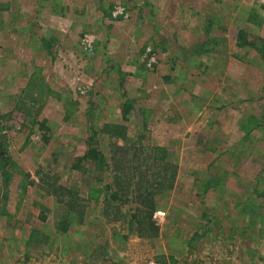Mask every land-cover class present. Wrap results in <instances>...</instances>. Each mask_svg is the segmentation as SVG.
<instances>
[{
	"label": "rangeland",
	"instance_id": "obj_1",
	"mask_svg": "<svg viewBox=\"0 0 264 264\" xmlns=\"http://www.w3.org/2000/svg\"><path fill=\"white\" fill-rule=\"evenodd\" d=\"M263 24L257 0H0V264H264V59L237 45L240 31L260 44ZM105 123L177 165L174 188L154 194L156 237L133 232L135 204L104 212L123 143ZM93 131L107 166L82 160ZM236 142L246 163L231 165ZM44 171L86 199L65 236ZM230 191L245 196L223 206ZM36 224L45 248L26 242Z\"/></svg>",
	"mask_w": 264,
	"mask_h": 264
},
{
	"label": "trees",
	"instance_id": "obj_2",
	"mask_svg": "<svg viewBox=\"0 0 264 264\" xmlns=\"http://www.w3.org/2000/svg\"><path fill=\"white\" fill-rule=\"evenodd\" d=\"M244 35L243 31L238 33L237 45L251 47L259 53V56L262 59H264V39L258 37L261 42L259 44L257 40H248L247 37H244ZM125 104L121 105V117L123 122L129 119L128 112L132 107L129 102L126 106ZM17 105L20 107V104ZM124 107H126V109H124ZM248 117L249 120L244 124V126H242V124L239 125V127L241 126L242 128V130L240 129L241 131L246 130L247 128H253L261 116L258 114L257 118L251 113ZM25 123L26 121H23V128H26ZM41 126H44L47 129V126ZM102 132L112 138H119L123 141L122 145L115 146L116 150L115 152H112L110 157V163L112 170L114 171V175L112 189L109 193V197L104 203L105 214L107 207L112 205L114 212L111 216L118 220V218L123 215L121 211L123 205H127L129 203L135 204L132 210L130 209V211H128V219H130V221L135 225L133 232L140 238H153L158 236L159 227L153 220V214L156 210L154 194L159 190L174 188L178 170L177 165L172 160L165 159V157H163L167 153L166 148H163V154L160 155L162 158H155L151 152H149V154L146 153L145 155L143 145H136L130 138H128L125 123H105L102 126ZM29 134H32V131H28L27 136H24L27 138ZM226 137H228V134H224V139ZM126 140H128V142ZM227 140L229 141L230 137ZM116 144L117 142L114 143V145ZM86 145V151L83 154L82 160H91V162L95 163L97 167L104 165L107 166L106 162L103 161L102 152L98 147L96 133L94 131L87 139ZM230 146L231 149H228L227 151L229 153L228 156L233 158V161L230 164L233 165L237 161H243L246 157L245 151L242 150L237 142L236 144ZM135 160H137L138 163ZM193 174H196V178H198L199 172H193ZM4 180H7V174L4 175ZM39 180L43 184L45 192L47 194L54 195L57 198L58 203L62 206L63 216L59 219L58 231L63 232L69 227L68 224L72 221L70 216L73 213L78 216L79 222H83L85 217L84 214L86 212V199L80 196V192L73 191L64 185L58 184V178L56 175L51 174L48 171H44V173L42 172L39 175ZM196 181L197 179L194 180V186ZM107 187L110 188V185H107ZM198 187L199 189L201 188L199 185ZM196 193L198 195L200 194L199 191H196ZM4 196H6V193ZM1 212L6 213V211L3 210ZM240 231L243 232L242 237H247L246 227H243V230ZM195 237L196 231H193L191 233V237H189L190 246H192L193 242L191 240L195 239ZM48 241V234H45L37 229H31L28 236L29 243L45 246ZM91 250H93V248ZM92 252V255H90L92 259H95V255L98 256V251L95 249Z\"/></svg>",
	"mask_w": 264,
	"mask_h": 264
},
{
	"label": "crops",
	"instance_id": "obj_3",
	"mask_svg": "<svg viewBox=\"0 0 264 264\" xmlns=\"http://www.w3.org/2000/svg\"><path fill=\"white\" fill-rule=\"evenodd\" d=\"M261 9V8H260ZM262 10V9H261ZM259 34H260V36L262 37V38H264V24H263V26H261V28H260V30H259ZM210 43H208V45H209ZM221 44H223V43H221ZM211 45V44H210ZM216 46H222V45H218V44H215ZM212 46H214L213 44H212ZM204 48H206V47H204ZM231 50V49H230ZM229 50V51H230ZM256 115H257V113H256ZM260 115V114H259ZM261 116V115H260ZM241 162H245L246 163V161L245 160H243V161H240V163ZM235 197V196H237L238 197V199H239V197L240 196H245V193H243L242 191H230L228 194H226V195H223V197ZM55 197V196H54ZM224 198V199H222V205L224 206V203H226L227 201L226 200H229L228 198ZM56 198V197H55ZM57 199V198H56ZM238 206V208H240L241 209V204H237ZM244 206H245V204H244ZM237 208V209H238ZM71 219V218H70ZM55 228L53 229V230H57L58 231V223L56 222L55 223ZM68 228H66V230L65 231H60V232H62L63 234H64V236L65 235H67L69 232H70V230H69V228H71V223L70 224H68ZM34 229H37L38 230V228H41V226L40 225H38V224H36V226L35 227H33ZM41 230V229H40ZM41 232H43V233H45L44 231H41ZM48 233V232H47ZM47 233H45V234H47ZM29 236V235H28ZM49 236V235H48ZM238 237V236H237ZM138 238H140V237H138ZM50 239V238H49ZM27 243H29L28 242V237H27V241H26ZM32 244H34L35 245V243H32ZM47 244H49V242L47 243ZM46 244V245H47ZM37 247H42V248H45L44 246H41L40 244H37L36 245ZM72 253V252H71ZM73 254V253H72ZM85 260V259H84ZM44 262V261H43ZM75 264V262H72V264ZM113 263H115V264H121L117 259H112L111 260V262H110V264H113ZM49 264V263H48ZM97 264H99V263H97ZM103 264V263H102ZM106 264H108L107 262H106Z\"/></svg>",
	"mask_w": 264,
	"mask_h": 264
},
{
	"label": "built area",
	"instance_id": "obj_4",
	"mask_svg": "<svg viewBox=\"0 0 264 264\" xmlns=\"http://www.w3.org/2000/svg\"><path fill=\"white\" fill-rule=\"evenodd\" d=\"M259 2V4L261 6L264 7V0H257ZM123 12V8L122 7H118L115 9V11H113V15L116 16L117 13H122ZM152 63V60L151 58L147 60V65L150 66ZM153 220L155 222L156 225H160L163 221V212L160 211V210H155L154 214H153ZM142 264H167L166 262H160V261H157L155 259H147L146 261H144Z\"/></svg>",
	"mask_w": 264,
	"mask_h": 264
}]
</instances>
